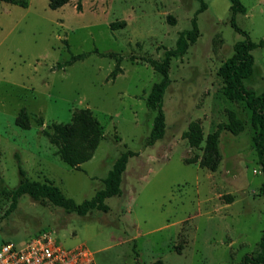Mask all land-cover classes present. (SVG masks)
Segmentation results:
<instances>
[{
    "label": "rangeland",
    "instance_id": "obj_1",
    "mask_svg": "<svg viewBox=\"0 0 264 264\" xmlns=\"http://www.w3.org/2000/svg\"><path fill=\"white\" fill-rule=\"evenodd\" d=\"M205 1L197 40L171 59L166 132L153 145L146 141L156 111L146 98L160 74L145 58L160 60L175 48L179 33L191 27L197 0H82L81 10L77 0L56 9L49 0H29L27 7L0 3V246L46 231L65 247L90 251L95 264H243L244 257L261 253L264 172L251 111L224 96L219 74L245 36L231 24L230 0ZM241 1L247 11L236 14V23L259 42L264 0ZM82 52L89 55L56 67ZM108 52L122 56L115 78L110 73L116 60L100 54ZM252 54L253 73L243 82L261 93L264 45ZM22 107L30 115L29 129L15 123ZM84 107L99 120L103 139L76 169L60 159L45 129L70 121L74 109ZM229 109L244 129L222 130L217 170L186 162L202 152L182 138L189 122L200 120L206 136L228 121ZM128 149L139 154L128 160L122 195L106 199L109 211L79 215L24 194L8 212L10 193L21 180L18 161L29 179H48L80 203L104 187L108 171Z\"/></svg>",
    "mask_w": 264,
    "mask_h": 264
},
{
    "label": "trees",
    "instance_id": "obj_2",
    "mask_svg": "<svg viewBox=\"0 0 264 264\" xmlns=\"http://www.w3.org/2000/svg\"><path fill=\"white\" fill-rule=\"evenodd\" d=\"M71 0H49V7L52 9L59 8ZM82 0H77L76 8L81 10ZM199 7L191 18V27L184 29L179 33L176 40V46L167 49L162 59L146 57L145 60L160 74V79L155 82L146 98L148 108L155 110L153 126L146 145H153L157 140L162 139L166 132V119L163 110L164 96L168 86L171 83L169 76V65L174 57L183 56L189 45L194 43L199 36L198 15L205 11L208 4L205 0H197ZM231 1V24L236 31L242 33L244 39L238 40L234 44L233 54L229 56L220 66L219 74L223 79L222 92L229 100L241 101L251 111L250 122L254 129L253 141L258 152L259 161L264 172V92L258 93L244 85L243 80L253 73L254 56L252 50L258 46L264 45V39L259 42L253 41L246 30L242 29L236 23L235 17L238 13H246L247 8L241 0ZM1 2L17 4L27 7L29 0H0ZM171 21L174 22L172 17ZM121 23H112V28L124 25ZM99 53L97 49L93 50ZM103 56H109L116 60V65L110 73L111 78H115L122 72V56L117 52L100 53ZM89 53L82 52L71 54L70 58L58 62L57 68H65L78 60L85 59ZM228 121L221 122L216 129L204 136V130L201 121L196 119L189 122L186 130L182 132V138L186 139L190 147L201 148V154H195L193 157L186 158L188 163L198 162L200 167L216 171L220 161L221 153L219 149V138L222 130L226 129L233 134H238L244 129V121L239 118L235 111L228 110ZM15 123L23 129L30 128V115L25 107H22L16 118ZM50 142L56 146V153L70 167L80 169L82 163L90 160L100 141L103 139V129L99 120L93 111L88 108H76L72 112L70 121L53 122L49 130L45 129ZM203 144V145H202ZM133 150H125L114 162L113 167L108 171L104 178V187L97 190L89 199L77 202L72 197L66 196L62 190L46 179L44 181L29 179L25 169L22 168L18 161V171L21 180L18 186L11 191V204L8 212L17 207L18 199L28 194L34 200H47L52 204L62 207L68 212H76L79 215H86L92 210L109 211L110 207L106 199L112 196L122 195L123 174L126 170L130 157L138 155ZM260 193L264 196V181L260 187ZM230 199V197H229ZM261 253L257 256L244 257L243 264H264V225L263 233L260 240ZM155 264H164L158 259Z\"/></svg>",
    "mask_w": 264,
    "mask_h": 264
},
{
    "label": "built area",
    "instance_id": "obj_3",
    "mask_svg": "<svg viewBox=\"0 0 264 264\" xmlns=\"http://www.w3.org/2000/svg\"><path fill=\"white\" fill-rule=\"evenodd\" d=\"M0 264H95V261L87 249L65 247L44 231L22 244H1Z\"/></svg>",
    "mask_w": 264,
    "mask_h": 264
}]
</instances>
